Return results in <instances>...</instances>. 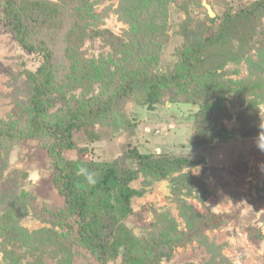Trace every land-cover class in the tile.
Returning <instances> with one entry per match:
<instances>
[{
	"label": "rangeland",
	"instance_id": "obj_1",
	"mask_svg": "<svg viewBox=\"0 0 264 264\" xmlns=\"http://www.w3.org/2000/svg\"><path fill=\"white\" fill-rule=\"evenodd\" d=\"M18 1H39L53 14L28 39L43 40L53 52L54 88L43 101L46 111L36 110L35 72L44 58L15 39L0 0V264H130L131 242L154 255L152 243L163 245L161 237L175 233L182 241L196 228L202 234L168 246L161 264H264V151L258 147L264 146V6L251 14L252 25L235 22L237 33L205 51L212 88L192 93L196 104L174 102L173 87L154 107L134 96L117 110L80 118L81 126L71 129L73 147L59 134L84 101L109 97L135 70L133 58L142 59L138 71L146 74L171 71L189 28L210 25L209 18L219 22L259 0H207L215 17L202 0H169L166 20L155 14L153 0ZM30 13L38 22L50 16L40 7ZM79 64L95 65L105 81L86 86L76 75ZM122 114L133 128L122 123ZM37 123L48 126L41 130ZM134 151L155 159L184 156L193 164L157 179L139 169ZM112 161L138 171L129 185L143 194L131 199L127 216L112 208L115 200L97 199L92 186L96 171L89 170ZM76 193L88 199L85 215L72 204ZM81 216L109 222L97 232L111 236L105 263L88 244L94 239L78 232ZM151 263L144 256L134 264Z\"/></svg>",
	"mask_w": 264,
	"mask_h": 264
},
{
	"label": "trees",
	"instance_id": "obj_2",
	"mask_svg": "<svg viewBox=\"0 0 264 264\" xmlns=\"http://www.w3.org/2000/svg\"><path fill=\"white\" fill-rule=\"evenodd\" d=\"M168 1L169 0H153V2H151L152 4L154 3L153 5H157L158 7L155 14L158 15L159 19H161L163 16L166 20L168 15L167 13L165 15L164 12L166 10V6L168 5ZM262 6H264V0H259L253 6L239 10L236 14H227L219 22L216 21V18H209L208 20L210 21V25L205 26V24H202L200 27L194 28L191 31H189V28L187 31L188 35L186 44L180 53L178 62L171 71L161 74H146L142 71H138L140 69L139 65L142 59L138 58L135 60L133 58L132 61L134 62L133 65L135 70L129 75H125L122 81H118L115 88L111 91L109 97L104 101L95 97L84 101L86 102L85 108L73 113L71 120L62 126L67 131L63 132L59 130V134H64L65 141L66 139H70L68 146L73 147L74 145L71 140V129L73 127L81 126V123L79 122L80 118L86 120L89 117L101 115V113L107 112L109 110H117L116 106L119 105V102H125L134 96H139V100H141V102L148 107H154L160 104L163 95L167 93V90H170V88L173 87L178 89V94L173 98L174 102L183 101L184 103L196 104L192 93L198 92L199 90H202V88H204L202 91L207 92L212 88V86L211 88H207L209 85L207 83L208 79L210 78V73L207 71L209 63L204 60L205 51H215L219 43L225 41V38L228 37L227 34L232 33L233 35L237 33L239 27H237L238 24L235 22L242 21L245 23V25L248 23L252 25L250 18L251 14L258 11ZM38 7L43 8L45 12L49 13L47 15H50L39 22L37 19L31 18L33 14L30 13V11L37 9ZM4 15L9 22L10 30L12 31L15 39L22 45V47L30 52H40L44 58V63L35 72L33 99L34 103H36L34 108L36 110L45 112L47 107L44 106L43 101L46 95H50L54 88L53 52L48 48L43 40L40 42L29 41L28 36L30 30L32 31L34 27L49 23L53 17V14L48 5L39 1L32 2V4L28 3L26 6L25 2H19L18 0H5ZM242 34H244L243 31ZM239 41L240 43H243L245 42V39L242 38L239 39ZM75 48L76 46L72 49ZM216 55H218V53H216L214 56ZM222 66L223 65H220V67ZM76 75L84 81L86 86H92L94 85V82H101V80L105 81V75L103 72L92 64H79V71ZM116 75L117 74L115 73V77ZM102 77H104V79H102ZM73 81L75 83H80L76 80ZM210 109L212 108H209L208 110ZM120 117L122 123L128 128L134 127V123L128 115L122 114ZM47 126V124H36V127L41 130L47 128ZM83 150L84 149L81 148V151ZM131 157L134 158L135 162L138 163L140 167L139 169H141V171L146 170L148 175L154 174L156 177H158L157 179L166 177L169 171H180L184 165L193 164L192 161H189V159L184 156L181 158H174L173 160L155 159L151 154H142L140 152L134 151V155ZM94 170L96 171V178L95 184H92V186L99 190L100 195L97 199L102 198V200H104L105 198H108V203H111L113 200H115V205L111 204L112 208L115 207L117 213L120 211L123 212L124 216H127V213L131 212L132 210L130 206L131 199L135 195L139 196L143 194V190H137L129 185V183L135 178V175L138 174V171L121 168L120 163L117 161L109 162L108 165L103 167L98 166L97 168L94 166L89 170V172L93 173ZM72 197V204L74 208L78 210V214L85 215L88 199L80 193H76L75 195L72 194ZM103 208H106V211L109 212L105 204L103 205ZM100 214L101 213L99 212V215ZM82 218L84 226L79 225L80 227L78 226V232L83 235V239L88 238V236V239H90V237L91 239H94L89 241L88 244L94 249L98 248L97 254L104 260L103 262L105 263L106 255L109 253L107 252V242H109L111 236L102 239V236L99 234L97 235V232L101 229H104V225L106 223L108 224L109 222L105 221V224L101 223L95 217H91L89 221L87 218L85 219V217ZM118 218L116 219V222L119 221ZM194 231V234H188L189 236L187 238H182V241L177 240L180 235H176L175 233H173L174 236H172L174 238L161 237L164 242L163 245H166L157 247V244L152 243V245L156 247L152 249V251L155 252L154 255H144V253L147 252V249L144 248L145 245H140L137 247L131 242L130 245L134 249L132 248V255L128 256V262L133 261L130 264H134L137 263L139 258L149 256L152 261L151 264H161L160 261L162 257L170 256V253L166 249L168 246L177 244L178 242H191L197 239L199 234H202V230L200 229L197 231L196 228ZM160 235L162 236V234ZM116 240L121 239L118 237ZM114 247L115 245L110 247V255L112 257L116 256L117 254V250Z\"/></svg>",
	"mask_w": 264,
	"mask_h": 264
},
{
	"label": "water",
	"instance_id": "obj_3",
	"mask_svg": "<svg viewBox=\"0 0 264 264\" xmlns=\"http://www.w3.org/2000/svg\"><path fill=\"white\" fill-rule=\"evenodd\" d=\"M202 3L205 6V8H206V10H207V12L209 14V16L210 17H215L216 16V13L214 12L212 6L207 2V0H202ZM31 177L32 178H37L38 177V173L37 172H33L31 174Z\"/></svg>",
	"mask_w": 264,
	"mask_h": 264
},
{
	"label": "clouds",
	"instance_id": "obj_4",
	"mask_svg": "<svg viewBox=\"0 0 264 264\" xmlns=\"http://www.w3.org/2000/svg\"><path fill=\"white\" fill-rule=\"evenodd\" d=\"M258 147L261 149V151H264V146H261V145L258 144ZM86 178H87V180L89 181V183H93V182H94V181H93V177H92L91 174L87 175Z\"/></svg>",
	"mask_w": 264,
	"mask_h": 264
}]
</instances>
